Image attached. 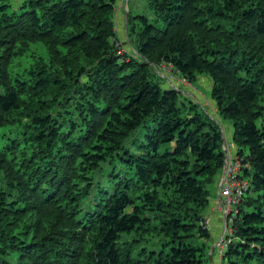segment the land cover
<instances>
[{
	"label": "trees",
	"instance_id": "trees-1",
	"mask_svg": "<svg viewBox=\"0 0 264 264\" xmlns=\"http://www.w3.org/2000/svg\"><path fill=\"white\" fill-rule=\"evenodd\" d=\"M117 3L0 0V264L212 261L221 130L163 64L207 75L232 125L222 264H264V0H128L133 50Z\"/></svg>",
	"mask_w": 264,
	"mask_h": 264
},
{
	"label": "rangeland",
	"instance_id": "rangeland-1",
	"mask_svg": "<svg viewBox=\"0 0 264 264\" xmlns=\"http://www.w3.org/2000/svg\"><path fill=\"white\" fill-rule=\"evenodd\" d=\"M21 0H13V3L16 4ZM119 3V4H118ZM117 9L123 7L126 13L128 11V0H118ZM120 35V34H119ZM120 35V38L128 42L129 48L133 50L132 46L130 45L128 35L126 31L124 32V36ZM121 43V42H120ZM123 50V49H122ZM163 65L160 67L155 66L154 70L161 76L163 79V85L165 87L172 88L174 90L179 91L182 93L183 96L190 98L192 101L198 103L210 116L217 121L219 124L221 135L223 139V148L226 149L228 152L229 150L234 155L235 146L233 145L232 140L228 137V134L232 133V125L231 122L227 119H220L217 115L216 105L215 102L211 99L210 89L212 85L211 79L207 75H200L194 82H189L188 80H184L182 76H178L176 73H172L170 76L165 70H162ZM167 71V70H166ZM161 72V73H160ZM227 167V158L225 160V164L221 174L218 176L216 183L209 184L208 189L211 191V201L210 207L206 212L205 220L209 225V229H211V239L207 243L209 249L208 253L209 256L213 253L212 257V264H222V250L225 249V244L230 241L232 229L229 225L230 222V215L227 213L226 208L221 204V195L219 193V185L225 175V170ZM213 209L216 213L214 215H218L221 218V224L214 226L212 228V213L210 210ZM217 228V229H216ZM212 251V252H211ZM212 256V255H211ZM211 261H209V264ZM208 264V263H206Z\"/></svg>",
	"mask_w": 264,
	"mask_h": 264
},
{
	"label": "built area",
	"instance_id": "built-area-1",
	"mask_svg": "<svg viewBox=\"0 0 264 264\" xmlns=\"http://www.w3.org/2000/svg\"><path fill=\"white\" fill-rule=\"evenodd\" d=\"M162 70H165V72L168 74L170 73L169 75L172 76L173 70L170 64H163ZM226 158L227 167L225 170V175L219 185V193L221 195V201L223 202L221 204L224 206V208H226L227 213L230 215L232 213L234 204L239 202L243 190L247 188V182L240 179L238 176L240 162L230 150L228 152L225 149V160Z\"/></svg>",
	"mask_w": 264,
	"mask_h": 264
},
{
	"label": "crops",
	"instance_id": "crops-1",
	"mask_svg": "<svg viewBox=\"0 0 264 264\" xmlns=\"http://www.w3.org/2000/svg\"><path fill=\"white\" fill-rule=\"evenodd\" d=\"M119 4V3H118ZM116 22H117V29H118V33L121 35L124 36V32H125V29L122 30V26L124 27L125 25V11L123 9V7H120L119 9L116 8ZM120 30V31H119ZM119 35V36H120ZM122 36V37H123ZM125 37V36H124ZM123 40V39H122ZM175 73V72H174ZM180 76L179 74L177 75V77ZM228 137H230V139L232 140V133L228 134ZM210 213H212V228H214V226L216 225H220L221 224V218L218 216V215H214L216 212L211 209L210 210ZM214 213V214H213ZM217 229V228H216ZM209 231L211 232V229H209ZM212 252V251H211ZM212 255V256H211ZM210 257L212 259L213 257V253H211ZM212 262V261H211Z\"/></svg>",
	"mask_w": 264,
	"mask_h": 264
}]
</instances>
